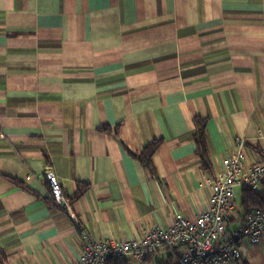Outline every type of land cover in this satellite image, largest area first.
I'll use <instances>...</instances> for the list:
<instances>
[{"label":"crops","instance_id":"0c3cea01","mask_svg":"<svg viewBox=\"0 0 264 264\" xmlns=\"http://www.w3.org/2000/svg\"><path fill=\"white\" fill-rule=\"evenodd\" d=\"M197 117L207 171L191 139ZM257 131L264 0H0V264L81 254L48 173L90 237L138 239L208 209L204 179L235 138L262 159ZM153 142L150 175L135 156ZM241 258L264 264V238Z\"/></svg>","mask_w":264,"mask_h":264},{"label":"built area","instance_id":"2783aa9c","mask_svg":"<svg viewBox=\"0 0 264 264\" xmlns=\"http://www.w3.org/2000/svg\"><path fill=\"white\" fill-rule=\"evenodd\" d=\"M263 137L257 131V138ZM245 151L243 140L235 138L234 149L221 160L219 170L204 179L209 207L199 216L177 215L167 227L154 225L142 238L123 242L90 237L73 214L64 187L48 173L52 202L65 209L80 236L82 252L73 264H106L110 258L143 264L174 249L181 250V256L173 264H242L243 244L257 245L264 238V210L251 209L242 218L235 199L238 188L259 191L264 185V156L250 161ZM230 222L235 224L233 229Z\"/></svg>","mask_w":264,"mask_h":264},{"label":"trees","instance_id":"16d2710c","mask_svg":"<svg viewBox=\"0 0 264 264\" xmlns=\"http://www.w3.org/2000/svg\"><path fill=\"white\" fill-rule=\"evenodd\" d=\"M194 131L191 134V139L196 146V156L199 159L200 167L203 171L209 169L208 166V151L205 135L206 119L197 117L194 119ZM159 142H153L145 147L141 154L135 156L141 166L150 175H155L152 164V156L156 152ZM80 195V193H79ZM240 216L243 218L251 209L264 210V185L261 186L259 191H251L247 188H241V201L239 204ZM163 264H173L181 256V250L174 249L167 251L163 255ZM106 264H129L127 260L110 258Z\"/></svg>","mask_w":264,"mask_h":264},{"label":"rangeland","instance_id":"374dc122","mask_svg":"<svg viewBox=\"0 0 264 264\" xmlns=\"http://www.w3.org/2000/svg\"><path fill=\"white\" fill-rule=\"evenodd\" d=\"M235 199H236V203L239 206L240 201H241V188H238L235 190Z\"/></svg>","mask_w":264,"mask_h":264}]
</instances>
